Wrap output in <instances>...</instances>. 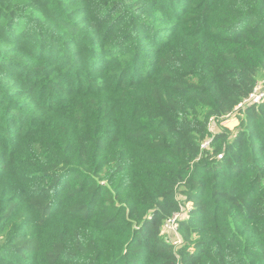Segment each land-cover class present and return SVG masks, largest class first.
<instances>
[{"label": "trees", "instance_id": "16d2710c", "mask_svg": "<svg viewBox=\"0 0 264 264\" xmlns=\"http://www.w3.org/2000/svg\"><path fill=\"white\" fill-rule=\"evenodd\" d=\"M260 72L264 0H0V264H264Z\"/></svg>", "mask_w": 264, "mask_h": 264}, {"label": "built area", "instance_id": "2783aa9c", "mask_svg": "<svg viewBox=\"0 0 264 264\" xmlns=\"http://www.w3.org/2000/svg\"><path fill=\"white\" fill-rule=\"evenodd\" d=\"M264 97V91H260L258 88H257V85H256V88L255 90L253 91V93L249 96V98L247 100L244 101L243 104H257L261 101V99ZM240 105L239 107H242L243 106ZM208 142H205L202 146V148H205L207 146ZM188 206V207H186ZM183 209L184 210H187L189 209V204L185 205V207L183 206L181 208V211L180 213L174 215L171 219H169L168 221L165 222V224L163 225V231H165V233L168 234H175L176 235V238L171 239L172 241H174V244L178 243V239H177V228H178V221L183 218L184 216V213H183Z\"/></svg>", "mask_w": 264, "mask_h": 264}, {"label": "rangeland", "instance_id": "374dc122", "mask_svg": "<svg viewBox=\"0 0 264 264\" xmlns=\"http://www.w3.org/2000/svg\"><path fill=\"white\" fill-rule=\"evenodd\" d=\"M257 88L260 91H264V72H260L257 76ZM236 114L234 113L233 115H231L230 117H228L226 120H224L220 126H224L225 128H227L228 130L235 132L238 126V121L236 120ZM212 128H216V124H213ZM188 207V206H186ZM187 210L183 209V213L186 214ZM167 237L173 239L176 238L175 234H168Z\"/></svg>", "mask_w": 264, "mask_h": 264}]
</instances>
